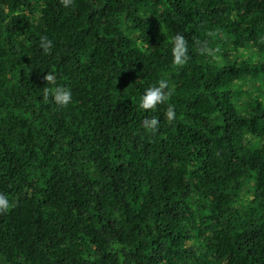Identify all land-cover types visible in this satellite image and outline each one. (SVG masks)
Wrapping results in <instances>:
<instances>
[{"label":"trees","instance_id":"1","mask_svg":"<svg viewBox=\"0 0 264 264\" xmlns=\"http://www.w3.org/2000/svg\"><path fill=\"white\" fill-rule=\"evenodd\" d=\"M0 194V264H264V0H0Z\"/></svg>","mask_w":264,"mask_h":264},{"label":"clouds","instance_id":"2","mask_svg":"<svg viewBox=\"0 0 264 264\" xmlns=\"http://www.w3.org/2000/svg\"><path fill=\"white\" fill-rule=\"evenodd\" d=\"M62 7L67 8L73 4V0H59ZM38 47L44 52L51 48V41L46 37H41ZM170 56L172 64L182 66L187 61V42L182 34H175L171 37ZM44 79L52 81V76H46ZM173 89L169 87L166 80H160L157 84L144 89L139 97L138 107L141 110H153L158 105L163 104L172 95ZM47 99V92L45 93ZM72 100L71 91L66 87L56 86L51 96V102L59 107H66ZM176 113L172 105H168L164 118L171 123L175 119ZM143 129L148 133H155L158 129V120L156 117L146 118L142 122ZM10 203L8 198L0 194V213L8 211Z\"/></svg>","mask_w":264,"mask_h":264}]
</instances>
